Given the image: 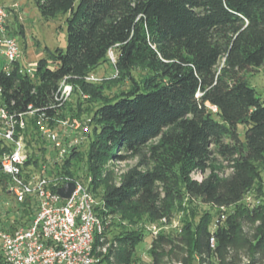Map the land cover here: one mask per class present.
Listing matches in <instances>:
<instances>
[{
  "label": "trees",
  "instance_id": "1",
  "mask_svg": "<svg viewBox=\"0 0 264 264\" xmlns=\"http://www.w3.org/2000/svg\"><path fill=\"white\" fill-rule=\"evenodd\" d=\"M34 2L46 20L67 15V46H45L33 76L19 65L9 73L0 70V102L10 111L32 105L52 118H65L64 107H50L65 77L73 94L81 89L89 93L88 101L98 102L85 166L96 198L103 186L96 207L103 231L95 237L94 264H136L144 228L125 225L143 217L171 221L175 211L188 212L193 200L218 210L215 228L211 212L199 222L185 217L177 234L152 235L148 264H242L244 258L246 264H264V93L258 94L246 78L250 69L264 65V0ZM10 31L22 35V25ZM104 62L118 72L113 81L130 80L127 90L109 96L105 82L87 81ZM138 67L148 71L140 80L132 74ZM25 138L30 149L26 165L46 164L36 153L44 155L47 149L35 116L27 118ZM5 142L0 138V157L10 148ZM80 152L78 146L50 173L74 176L71 167ZM135 156L139 164L116 182L109 161ZM224 168L230 170L227 176L221 175ZM7 180L0 172L3 187ZM255 187L259 200L244 205ZM30 203L21 204L26 216ZM229 208L232 212L222 218ZM109 215L124 225L112 238Z\"/></svg>",
  "mask_w": 264,
  "mask_h": 264
},
{
  "label": "built area",
  "instance_id": "2",
  "mask_svg": "<svg viewBox=\"0 0 264 264\" xmlns=\"http://www.w3.org/2000/svg\"><path fill=\"white\" fill-rule=\"evenodd\" d=\"M12 11L0 4V70L11 72L19 65L22 73L34 75L37 62H25L24 53L15 35L10 31ZM115 63V55L109 51ZM87 81L98 78L90 74ZM0 87V98L2 96ZM73 85L67 79L60 81L55 102L50 105L62 108L72 97ZM86 97V95H85ZM57 103V104H56ZM36 117V125L44 138L47 163L40 167L26 165L30 149L25 138L27 118ZM52 120V122H51ZM90 132V125L77 117H50L43 109L29 105L26 111H10L0 102V138L9 145L0 157V172L8 177L0 190L15 200L18 210L11 222L0 228V252L4 264H94L96 234L103 231L96 214L100 201L90 190L91 176L86 181L79 176L50 173L55 164L62 165ZM73 182L75 189L70 197L63 198L58 188ZM30 199V214L26 216L22 205ZM15 203V204H16ZM5 209L10 203L1 202ZM225 215H222L224 218ZM14 225V226H13ZM159 231H153L158 235ZM215 248L216 239L210 237Z\"/></svg>",
  "mask_w": 264,
  "mask_h": 264
},
{
  "label": "rangeland",
  "instance_id": "3",
  "mask_svg": "<svg viewBox=\"0 0 264 264\" xmlns=\"http://www.w3.org/2000/svg\"><path fill=\"white\" fill-rule=\"evenodd\" d=\"M0 4L9 8L11 13V21L10 27L13 31L17 30L19 25H22L23 34L16 35L20 45L22 46L24 52V61L27 62H37L43 55V48L48 46L50 48L62 47L66 48L67 46V23L66 18L67 15H59L50 20L44 19L34 0H0ZM115 55V54H114ZM3 67V64H0V69ZM98 80L95 82L104 83L105 94L109 96L116 95L117 93L127 90L131 85L129 79H118L112 80L117 77L118 72L115 70L113 64L109 62H104L100 66H98L93 73ZM132 74L135 79L140 80L142 77L148 74V71L143 68H136L132 71ZM246 78L248 79L250 85L254 87L258 94L264 93V65L257 69H250L249 72L246 73ZM89 93H84L81 89L73 94L71 99L63 106L64 113H66L67 117L73 116L77 117L84 122L90 125L92 121V113L93 109L98 102L88 101L90 95ZM86 95V97H85ZM80 107V108H79ZM76 114H80L77 116ZM90 126V131H91ZM242 129V127H241ZM83 143L79 145L81 148V155L79 158H75L73 161L71 171L75 174L74 176L82 177L84 181L90 177V174L86 171V156L88 149L89 136L87 134L86 138L83 139ZM154 142V141H153ZM140 162V157H130L125 160L119 161H109L108 168L113 172L114 178L116 182H119L121 176L124 172L130 169L133 166H136ZM225 165V163H224ZM144 168V167H143ZM229 169H222L221 175L227 176L229 174ZM208 172H206L207 174ZM205 173L199 174L196 178L201 179L206 175ZM261 185H263L264 190V166L261 167ZM103 193V186L98 189V201H100L101 195ZM260 198V191L257 187L252 189L244 199V205H254ZM10 203L9 208H4L3 206H7V204L0 205V228L4 225L10 223L14 217V213L18 210L17 203L11 197H8L6 192L0 190V204L1 202ZM186 202V201H185ZM16 203V204H15ZM187 211H175L173 218L171 221H158V222H149L146 217L141 218L135 224H126L125 227L130 228H144L145 239L142 241L134 254L136 264H148L152 261V257L150 254V246L152 242L153 231H163L165 233L177 234L180 232L181 226L183 224V220L185 217L192 218L195 222H199L201 217L206 212L212 213V223L211 228H215L218 223L219 214L218 210L213 208L212 206L201 202L200 200H193L192 202H188ZM191 212L195 214V218L191 216ZM232 212V208L224 209L223 215H227ZM187 214V216H186ZM192 214V215H193ZM106 224H110L112 222V226L110 228V232L108 237L112 238V236L122 230L123 226L116 225L119 223V218L117 216L109 215L107 217ZM166 262H169L168 258L165 259ZM242 264L247 263V258L242 260Z\"/></svg>",
  "mask_w": 264,
  "mask_h": 264
},
{
  "label": "water",
  "instance_id": "4",
  "mask_svg": "<svg viewBox=\"0 0 264 264\" xmlns=\"http://www.w3.org/2000/svg\"><path fill=\"white\" fill-rule=\"evenodd\" d=\"M75 189V184L73 182L67 183L65 186L58 188L57 192L61 197L68 198Z\"/></svg>",
  "mask_w": 264,
  "mask_h": 264
}]
</instances>
